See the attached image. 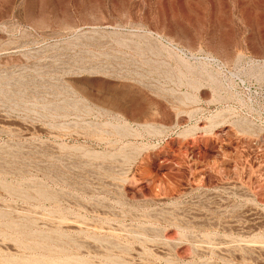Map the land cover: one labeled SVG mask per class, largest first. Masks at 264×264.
I'll use <instances>...</instances> for the list:
<instances>
[{"label": "rangeland", "instance_id": "obj_1", "mask_svg": "<svg viewBox=\"0 0 264 264\" xmlns=\"http://www.w3.org/2000/svg\"><path fill=\"white\" fill-rule=\"evenodd\" d=\"M0 264H264V0H0Z\"/></svg>", "mask_w": 264, "mask_h": 264}]
</instances>
